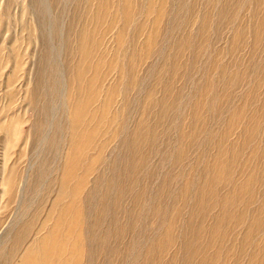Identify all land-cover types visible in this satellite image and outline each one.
Instances as JSON below:
<instances>
[{
	"label": "rangeland",
	"instance_id": "374dc122",
	"mask_svg": "<svg viewBox=\"0 0 264 264\" xmlns=\"http://www.w3.org/2000/svg\"><path fill=\"white\" fill-rule=\"evenodd\" d=\"M0 264H264V0H0Z\"/></svg>",
	"mask_w": 264,
	"mask_h": 264
},
{
	"label": "bare ground",
	"instance_id": "6f19581e",
	"mask_svg": "<svg viewBox=\"0 0 264 264\" xmlns=\"http://www.w3.org/2000/svg\"><path fill=\"white\" fill-rule=\"evenodd\" d=\"M7 154H8V152H7ZM5 156H6V154H5ZM10 181H12V182H10L9 184H10V192H11V195L15 192V189H14V184H15V177H14V175H13V171H11V173H10Z\"/></svg>",
	"mask_w": 264,
	"mask_h": 264
}]
</instances>
